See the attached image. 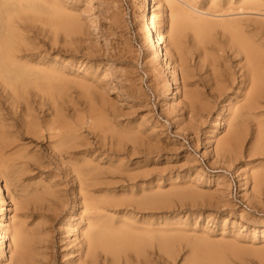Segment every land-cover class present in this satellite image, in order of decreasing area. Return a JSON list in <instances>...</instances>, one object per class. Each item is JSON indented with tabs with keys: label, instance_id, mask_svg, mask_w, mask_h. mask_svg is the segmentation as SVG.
<instances>
[{
	"label": "rangeland",
	"instance_id": "rangeland-1",
	"mask_svg": "<svg viewBox=\"0 0 264 264\" xmlns=\"http://www.w3.org/2000/svg\"><path fill=\"white\" fill-rule=\"evenodd\" d=\"M167 1L170 0H147L149 10L144 13V0H0V41L8 38L7 32L16 31L11 61L6 64L3 71H0V198H3L0 200V236L3 234V237H0V243L2 241L0 264H15L12 261L9 239L15 220L20 222L24 231L26 230L25 236L30 244L31 251H28L24 264H40V261L41 264H76L81 252L79 250L82 242L81 232L89 228L87 225L91 221L97 224L101 215H109V220H107L108 216H105L104 222L113 220L110 223L115 227L117 222L119 227L124 225L126 220H129L130 222L126 223L133 227L135 224L140 225L139 229L136 228L138 232H144L149 227L146 231H151L153 239L148 242L144 241L145 238H139L140 244L136 248L125 244V247L122 244H119L121 245L119 247L116 244L110 253L104 254L99 251L100 256L96 264H157L158 262V264H264V232L262 231L264 229V92H262L264 88L259 93L263 98L257 94L252 101L254 105L251 102L249 106H245L248 107L247 110L245 107L240 108L239 102L244 101L240 99L247 93L248 86L243 84L241 87L240 84L235 83L233 86L221 87L222 83L218 76H220L219 72L226 69L227 64L230 71L237 70L236 67L243 64L242 55L235 56L229 50L218 27L204 31L199 27L196 28L188 20L190 18L194 22L213 23V20L219 17L229 16L230 18L227 19L231 20L239 17L240 20L237 19L239 23L245 22L249 26L246 27L245 23H240L250 36L253 35L254 46L257 45L255 48L262 55L260 59L264 70V48L261 49V45L264 46V20H262L264 0H258L261 9L259 13L244 8L247 4L243 2L247 0H213L214 2L212 0H175L173 5L174 1L171 0V3ZM228 1L231 3L229 4ZM238 2H241V6L244 7L238 9L240 7ZM231 4L234 6H230ZM60 6L64 8H58ZM172 8H175V11L171 10ZM16 15H22L24 20L8 23L9 19H15ZM56 15H62L67 19V30L62 29L64 20ZM175 15H178L179 20L176 24ZM151 16L157 21L155 22L158 23L161 34L165 36H162V47L168 44L167 36L169 32H172L177 48L173 51L169 44L165 46L163 51L164 53L167 51L169 55L165 53L168 59L167 66L162 63L156 64L155 68H151L155 69L151 71L152 74L144 70L149 68L146 62L148 54L145 50L149 37L143 27ZM17 24L23 27L18 28ZM24 27L29 31L22 29ZM212 33L216 34L213 39L215 38L218 44L216 42L214 44L215 39L213 40L212 36L209 37L211 40L208 38V35H213ZM191 37L196 42H193ZM56 41H60L58 45ZM200 44H204L202 45L205 46L204 51ZM25 55L26 58L23 59ZM209 56L212 57L209 58ZM37 59H40V62ZM172 59L175 61L173 62ZM180 61L185 63L182 64ZM187 63L189 66H186ZM229 67L227 66V69ZM85 70L87 75L83 72ZM154 72H158L159 75ZM239 73L236 72L234 76ZM213 75L217 80L213 78ZM94 76L99 79L97 80ZM36 77L40 79L39 85L37 82L35 85L31 80ZM239 79L240 77H237L236 82ZM155 82H157L156 86ZM184 83L186 85H183ZM214 83L215 85L217 83L216 87ZM262 84L264 87V81ZM38 86H42V89L36 88ZM218 86L223 90H220ZM240 90H245L244 94ZM256 99L258 103L254 102ZM62 103L67 106H63ZM231 105H234L232 109ZM74 107L79 108L78 111ZM253 112L258 113L257 117L253 116ZM260 113L261 116H259ZM109 115L112 117L110 118ZM226 117L227 119L224 120ZM32 121L38 126L36 132H33L29 125ZM113 121L115 123H112ZM243 124H245L244 128ZM124 126L130 129L126 130ZM228 136H231L230 139ZM223 142L227 143L223 144ZM92 147H95V151ZM105 175L108 176L105 178ZM91 191L96 192L97 196ZM118 192L121 194L119 195ZM42 212L45 214L43 215ZM99 213L100 218L96 216ZM126 213H129L130 217L127 218ZM88 215H92L90 218L97 217V220L94 218L96 222L94 223V219L91 220ZM37 216H41L42 219ZM136 216L139 217L136 218ZM10 217L13 218L10 219ZM120 219L123 220L120 222ZM146 221L149 223H145ZM101 222H99L101 226L107 224ZM157 223L160 224L157 226ZM73 224L76 227L79 225L78 229ZM5 225L8 227L6 230L3 229ZM160 226L161 230H154ZM80 227L83 229H79ZM64 228L67 229L64 230ZM98 228L95 226L92 231ZM65 234L67 235L64 237ZM159 240H162L164 249L158 250L157 241ZM48 247L52 248L48 249ZM73 248H77L76 251ZM60 250L62 253L67 252L66 255L65 253L61 255ZM44 254L47 255L46 260L42 257ZM49 256H53V263H49ZM153 258H155L154 262Z\"/></svg>",
	"mask_w": 264,
	"mask_h": 264
},
{
	"label": "bare ground",
	"instance_id": "bare-ground-1",
	"mask_svg": "<svg viewBox=\"0 0 264 264\" xmlns=\"http://www.w3.org/2000/svg\"><path fill=\"white\" fill-rule=\"evenodd\" d=\"M145 1V11H144V13L146 12V11H148L149 9L147 8V6L149 5V3L147 2V0H144ZM158 1H161V0H158ZM174 1V3H172V5L173 4H175V0H172V2ZM179 1V0H178ZM178 1H176V3L178 2ZM182 1V0H181ZM209 1H211V0H209ZM213 1V0H212ZM246 1V0H245ZM48 2V1H47ZM54 2H56V1H54ZM54 2H52V3H54ZM57 2H59V1H57ZM61 2V1H60ZM150 2V1H149ZM167 2H170L171 3V0L170 1H167ZM185 2V1H184ZM187 2V1H186ZM185 2V3H186ZM214 2V1H213ZM49 3V2H48ZM159 3V2H158ZM169 3V4H170ZM179 3V2H178ZM227 3V2H226ZM228 3H229V1H228ZM227 3V4H228ZM231 3V2H230ZM229 3V4H230ZM243 3H245V4H247L246 5V7H244L243 5L241 6V2L239 3H237L240 7H238L237 5H235V6H237L238 7V9L239 8H242V7H244V8H247V10H255V12L256 13H259V11H261V9L259 8V6H260V4L258 3V0H247L246 2H243ZM150 4H151V2H150ZM187 4H188V2H187ZM195 3L193 2V5H194ZM210 4V3H209ZM208 4V5H209ZM212 4H214V3H212ZM229 4H228V6H229ZM244 4V5H245ZM61 5V4H60ZM161 5V4H160ZM177 5V4H176ZM190 5V4H189ZM218 5V4H217ZM58 6V5H57ZM162 6H164V4L162 5ZM166 6V5H165ZM175 6V5H174ZM178 6H179V4H178ZM181 6V5H180ZM188 6V5H187ZM192 6V5H191ZM196 6V5H195ZM214 6V5H213ZM216 6V5H215ZM230 6H234L233 4H231ZM262 6H263V4H262ZM261 6V7H262ZM54 7H55V4H54ZM63 6H60V7H58V8H62ZM64 7H66L65 5H64ZM63 7V8H64ZM150 7V6H149ZM217 7V6H216ZM218 7H219V5H218ZM236 7V8H237ZM62 8V9H63ZM67 8V7H66ZM65 8V9H66ZM181 8V7H180ZM184 8H185V6H184ZM197 8V7H196ZM211 8V7H210ZM223 8V7H222ZM230 8V7H229ZM57 9V8H56ZM69 9V8H68ZM183 9V8H182ZM193 9V8H192ZM213 9V8H212ZM216 9V8H215ZM226 9H228V8H226ZM225 9V10H226ZM29 10V9H28ZM158 10H160L159 8H158ZM157 10V11H158ZM171 10H174L175 11V8H172ZM185 11H186V9H184ZM183 10V11H184ZM206 10H207V8H206ZM231 10H232V8H231ZM234 10H237V9H234ZM240 10H243V9H240ZM240 10H238V11H240ZM67 11V10H66ZM156 11V12H157ZM162 11H163V9H162ZM161 11V12H162ZM177 11V10H176ZM189 11V10H188ZM195 11V10H194ZM198 11V10H197ZM223 11V10H222ZM229 11V10H228ZM249 11H247V12H249ZM64 12V11H63ZM155 12V13H156ZM160 12V11H159ZM164 12V11H163ZM162 12V13H163ZM168 12V11H167ZM190 12H191V10H190ZM201 12V11H200ZM220 12H221V9H220ZM224 12V11H223ZM242 12V11H241ZM240 12V13H241ZM147 13V12H146ZM194 13H196V12H194ZM213 13V12H212ZM216 13V12H215ZM229 13H231V12H229ZM235 13V12H234ZM261 13H263V12H261ZM67 14V13H66ZM164 14V13H163ZM209 14H211V13H209ZM226 14V13H225ZM247 14V13H246ZM65 15V14H64ZM76 15V14H75ZM79 15V14H78ZM142 15H144V14H142ZM147 15H149V14H147ZM156 15V14H155ZM206 15V14H205ZM216 15H218V14H216ZM228 15H230V14H228ZM259 15V14H258ZM58 18H60L61 17V19L62 20H64L63 21V25H62V29H64V30H67V19L66 18H64V16H62V15H56ZM80 16V15H79ZM145 16V15H144ZM176 17H175V24L177 23V21L179 22V20H178V15H175ZM185 16V15H184ZM201 16H203V15H201ZM222 16V15H221ZM227 16V15H226ZM233 16V15H232ZM234 16H235V14H234ZM146 17V16H145ZM161 17V16H160ZM206 17V16H205ZM210 17V16H209ZM214 17V16H213ZM216 17V16H215ZM229 16H227V18H228ZM259 17V16H258ZM262 17V16H261ZM26 18V17H25ZM30 18V17H29ZM144 18V17H143ZM142 18V19H143ZM226 17L224 18V17H219V18H217L216 20H213V23H199V22H194V21H192L190 18L188 19V20H190L191 21V24H193V25H195V27L196 28H201L202 30H204V31H210L211 29H213L215 26L216 27H218L219 28V31H220V33H221V35L223 36V38L225 39L224 41H225V43H226V45L229 47V50L230 51H232V53H234L235 54V56L236 55H238V54H240V55H242V57H243V64H241V65H239L240 67H236V65H235V67L236 68H238L237 70L235 69V70H229L230 69V67H229V64H227L226 63V61H225V63L227 64L226 65V69H223V71L222 72H219L220 73V76H218V77H220V80H221V83H222V85H221V87H224L225 85H230V86H233V84H240L241 85V87H242V85L243 84H245V85H243V86H248V88H247V93L246 94H244V91H241V92H243V94H244V96L240 99V100H242L243 101V99H244V101H243V103L242 102H239V104L241 103V105H240V108H243V107H245V106H249L250 105V103L253 101V99H255V97L257 96V94H259V93H261L260 91H261V89L263 90V81H264V70H263V62L261 61V59H260V56H262L260 53H258L257 52V50H256V48L255 47H257V45L256 46H254L255 45V41L253 40V38H252V36H250L244 29H243V25L242 24H244L243 22H241L240 21V23H242V24H240L239 22H238V20H240V19H235V20H231V19H227ZM230 18V17H229ZM236 18V17H235ZM256 18V17H255ZM20 19H23L24 20V17H22V15H20V16H18V15H16V18L15 19H9V22L8 23H11V22H15V20H20ZM147 19V18H146ZM149 19V21L147 22V23H144V25H143V23H142V25H143V27H145V33L147 34V36L149 37L148 38V40H147V42H146V48L147 49H145V50H147V54H148V58L146 59V62H148V67L149 68H147V70H146V68H144V70H145V72H150V74H152L151 73V71L153 72V71H155V69L154 70H152L151 68L152 67H154V66H156V64H159V63H162L164 66H167V63H168V59H167V57H166V55H165V53L167 52H165L164 53V49H165V46H167L168 44L170 45V47H171V49H173V51L174 50H177V48H176V44H175V36H174V34L172 33V32H169V34H168V36H167V38H168V44H164L165 46L164 47H162V45H163V43H162V36H164V35H162L161 34V32H160V28L157 26V24L158 23H156L157 21L154 19V17H149L148 18ZM157 19V18H156ZM158 19H160L161 20V18H158ZM186 19V18H185ZM212 19V18H211ZM32 20V19H31ZM82 20V19H81ZM159 20V21H160ZM205 20V19H204ZM256 21H257V19H255ZM262 20H264V18L262 19ZM40 21V20H39ZM93 21V20H92ZM147 21V20H146ZM156 21V22H155ZM24 22V21H23ZM84 22V21H83ZM263 22V21H262ZM16 23V22H15ZM24 24H26L25 22H24ZM72 24V23H71ZM74 24V23H73ZM79 24V23H78ZM160 24H161V22H160ZM159 24V25H160ZM259 24H260V22H259ZM18 25V24H17ZM28 25H30V24H28ZM21 27H23L22 25H20ZM50 26V25H49ZM60 26V25H59ZM161 26V25H160ZM245 26L247 27L248 25H246V23H245ZM11 27V26H10ZM15 27V26H14ZM21 27H19V25H18V28H21ZM38 27V26H37ZM48 27V26H47ZM245 27V28H246ZM249 27V26H248ZM49 28H51V27H49ZM54 28V27H53ZM73 28V27H72ZM142 28V27H141ZM255 28V27H254ZM256 28H259V27H256ZM12 29V28H11ZM22 29H26V31L28 30L27 28H22ZM31 29V28H30ZM36 29V28H35ZM191 28H189V30H190ZM215 29V28H214ZM21 30V29H20ZM19 30V31H20ZM32 30V29H31ZM39 30V29H38ZM81 33L83 32L82 31V27H81ZM87 30V29H86ZM257 30H259V29H257ZM256 30V31H257ZM25 31V32H26ZM29 31V30H28ZM40 31H41V29H40ZM39 31V32H40ZM46 31H47V29H46ZM214 31V30H213ZM253 30L251 29V32H252ZM255 31V32H256ZM16 32V31H15ZM15 32L14 31H10V32H7L8 33V38L6 39V40H4V41H0V71H3V69H5L6 68V64H8V62L9 61H11L10 60V57H11V54H12V52H13V50H14V48H15V37H16V35H15ZM18 32V31H17ZM54 32V31H53ZM163 32V31H162ZM192 32V31H191ZM200 32H202V31H200ZM258 32V31H257ZM166 33V32H165ZM198 33V32H197ZM196 33V34H197ZM217 33V32H216ZM62 34V33H61ZM64 34V33H63ZM213 34V33H212ZM218 34V33H217ZM257 34H259V33H257ZM75 35V34H74ZM82 35V34H81ZM80 35V36H81ZM199 35H200V33H199ZM202 35V34H201ZM214 35V34H213ZM213 35H208V38L209 37H211L212 36V39H213V37H215V35L213 36ZM25 36V35H24ZM29 36V35H28ZM27 36V37H28ZM52 36V35H51ZM64 36V35H63ZM76 36V35H75ZM204 36V35H203ZM263 36V35H262ZM30 37V36H29ZM35 37V36H34ZM37 37V36H36ZM165 37V36H164ZM196 37V36H195ZM24 38H26V37H24ZM54 38V37H53ZM64 38H65V36H64ZM70 38V37H69ZM82 38V37H81ZM146 39H147V37H145ZM192 38V37H191ZM31 39V38H30ZM83 39V38H82ZM206 39V38H205ZM210 39V38H209ZM215 39V38H214ZM213 39V40H214ZM255 39V38H254ZM257 39V38H256ZM17 40V39H16ZM24 40V39H23ZM22 40V41H23ZM62 40V39H61ZM81 40V39H80ZM167 40V39H166ZM179 40V39H178ZM211 40V39H210ZM209 40V41H210ZM259 40V39H258ZM258 40H257V42H258ZM29 41V40H28ZM31 41V40H30ZM68 41V40H67ZM73 41V40H72ZM78 41V40H77ZM164 41V40H163ZM192 41H193V38H192ZM195 42H196V40H194ZM193 41V42H194ZM27 42V41H26ZM57 42V41H56ZM60 41H58L57 42V45H58V43H59ZM198 42V41H197ZM211 42V41H210ZM215 42H216V39L214 40V44H215ZM27 43H29V42H27ZM50 43V42H49ZM78 43V42H77ZM77 43H76V45H77ZM79 43H81V42H79ZM78 43V44H79ZM161 43H162V45H161ZM166 43H167V41H166ZM179 43V42H178ZM177 43V44H178ZM181 43V42H180ZM200 43H202L201 41H200ZM217 43V42H216ZM261 43V42H260ZM30 44V43H29ZM47 44H48V41H47ZM51 44V43H50ZM69 44V43H68ZM70 44H72V43H70ZM69 44V45H70ZM196 44V43H195ZM218 44V43H217ZM257 44V43H256ZM259 44V43H258ZM56 45V46H57ZM84 45V44H83ZM201 46L202 45H204V44H200ZM220 45V47L222 46L221 44H219ZM260 45V44H259ZM61 46H63V45H61ZM72 46V45H71ZM80 46V45H79ZM223 46H225V45H223ZM262 46V47H261ZM261 46H259V47H261V49L262 48H264V46L263 45H261ZM47 47H49V45L47 46ZM54 47V46H53ZM60 47V46H59ZM86 47V46H85ZM217 48H218V46H216ZM215 47V48H216ZM57 48H58V46H57ZM62 48V47H61ZM60 48V49H61ZM63 48H64V46H63ZM63 48L61 49V50H63ZM67 48H68V46H67ZM66 48V49H67ZM74 49H75V47H73ZM78 48V47H77ZM202 48V50H203V48H205V46L203 47H201ZM222 48V47H221ZM90 49V48H89ZM209 49V48H208ZM218 49H220V48H218ZM223 49V48H222ZM260 49V48H259ZM60 50V51H61ZM68 50V49H67ZM164 50V51H163ZM206 50H207V47H206ZM221 50V49H220ZM220 50H219V52H220ZM225 50H226V48H225ZM224 50V51H225ZM229 50H227V51H229ZM52 51V50H51ZM54 51V50H53ZM66 51V50H65ZM90 51V50H89ZM89 51H88V53H89ZM172 51V52H173ZM204 51V50H203ZM202 51V52H203ZM210 51H211V49H210ZM215 51V50H214ZM226 51V52H227ZM263 51V50H262ZM262 51H261V53H262ZM63 52H64V50H63ZM63 52H61V53H63ZM82 52V51H81ZM84 52V51H83ZM95 52V51H94ZM187 52V51H186ZM34 53H36V52H34ZM41 53V52H40ZM58 53V52H57ZM213 52H211V54H212ZM232 53H229V54H231L232 55ZM25 54V53H24ZM32 54V53H31ZM85 54V53H84ZM167 54V53H166ZM196 54V53H195ZM210 54V53H209ZM210 54V55H211ZM213 54H216L217 55V53H213ZM28 55V54H27ZM30 55V54H29ZM36 55H37V53H36ZM45 55V54H44ZM56 55V54H55ZM86 55V54H85ZM92 55V54H91ZM95 55V54H94ZM146 55V54H145ZM168 55V54H167ZM174 55V54H173ZM177 55V54H176ZM184 57H185V55H184V53L182 54ZM200 54H198V56H199ZM202 55H203V53H202ZM206 55V54H205ZM215 55V56H216ZM264 55V54H263ZM21 56V55H20ZM33 56V55H32ZM39 56V55H38ZM38 56H36V57H38ZM60 56V55H59ZM107 56V55H106ZM114 56V55H113ZM169 56V55H168ZM201 56V55H200ZM212 56H214V55H212ZM211 56V57H212ZM219 56H220V54H219ZM218 56V58H220ZM17 57H19V56H17ZM34 57V56H33ZM40 57V56H39ZM42 57H44V56H42ZM56 57H58V56H56ZM102 57V56H101ZM178 57H179V55H178ZM208 57V56H207ZM210 56H209V58H211ZM19 58H22V57H19ZM26 58V55H25V57L23 58V59H25ZM27 58H28V56H27ZM50 58H51V56H50ZM54 58V57H53ZM93 58V57H92ZM172 58V57H171ZM222 58V57H221ZM263 58H264V56H263ZM263 58H262V60H263ZM28 59H30V58H28ZM41 59V58H40ZM39 59V60H40ZM44 59H46V58H44ZM56 59V58H55ZM58 59V58H57ZM62 59V58H61ZM60 59V60H61ZM115 59V58H114ZM175 59V58H174ZM200 59V58H199ZM207 59V58H206ZM31 60V59H30ZM38 60V59H37ZM38 60V61H39ZM42 60H43V58H42ZM106 60V59H105ZM173 60V59H172ZM172 60H170V61H172ZM176 60V59H175ZM175 60H173V62L175 61ZM185 60V59H184ZM186 60H188L187 59V56H186ZM208 60V59H207ZM207 60H206V62H207ZM241 60V59H240ZM29 61V60H28ZM37 61V62H38ZM51 61H53V60H51ZM59 61V60H58ZM211 61H213V60H211ZM29 62H31V61H29ZM33 62V61H32ZM40 62V61H39ZM38 62V63H39ZM48 62V61H47ZM47 62L45 63L46 64V66H47ZM172 62V63H173ZM180 62H182V61H180ZM188 62V61H187ZM201 62H202V60H201ZM216 62V61H215ZM221 62V61H220ZM238 64H239V62L238 61H236ZM34 63H35V58H34ZM44 63V62H43ZM48 63H50V62H48ZM52 63H56V62H52ZM51 63V64H52ZM101 63V62H100ZM171 63V62H170ZM184 63H185V61H184ZM183 62H182V64H184ZM203 63H204V61H203ZM212 63V62H211ZM37 64V63H36ZM62 64L64 65V63L62 62ZM73 63H71V65H72ZM180 64V63H179ZM178 64V65H179ZM210 64V63H209ZM216 64V63H215ZM222 64H224V63H222ZM59 65V64H58ZM58 65H56V66H58ZM69 65V64H68ZM67 65V66H68ZM71 65L69 66L70 68H71ZM160 65V64H159ZM201 65H203L202 63H201ZM207 65H208V62H207ZM206 65V66H207ZM36 66V65H35ZM38 66V65H37ZM48 66H50V65H48ZM54 66V65H53ZM168 66H170V65H168ZM185 66V65H184ZM186 66H189L188 65V63L186 64ZM210 66V65H209ZM209 66H208V68H209ZM216 66H217V64H216ZM215 66V67H216ZM227 66L229 67L228 69H227ZM231 66V65H230ZM105 67V66H104ZM145 67H146V65H145ZM160 67V66H159ZM177 67H179L180 68V66H177ZM212 67V66H211ZM218 67H219V64H218ZM224 67V66H223ZM233 67V66H232ZM52 68V67H51ZM58 68H59V66H58ZM97 68V67H96ZM155 68V67H154ZM168 68V67H167ZM181 68H184V67H181ZM48 69V68H47ZM64 68L62 67V70H63ZM69 69V68H68ZM165 69V68H164ZM163 69V70H164ZM187 68H185V70H186ZM62 70H61V72H62ZM66 70V69H65ZM79 70V69H78ZM88 70V69H87ZM174 68H173V72H174ZM219 70V69H218ZM64 71V70H63ZM89 71H91V70H89ZM94 71V70H93ZM104 71V70H103ZM109 71V70H108ZM171 71V70H170ZM66 72V71H65ZM83 72H86V70L85 71H83ZM101 72V71H100ZM105 72H107V71H105ZM159 72V71H158ZM158 72H154V73H157L158 74ZM172 72V74H174ZM183 72V71H182ZM236 72H240L239 73V75H236V76H234V74L236 73ZM92 73H94V72H92ZM102 73H104V72H102ZM112 73V72H111ZM168 73V72H167ZM170 73V72H169ZM216 73V72H215ZM214 73V74H215ZM43 74V73H42ZM67 74V73H66ZM71 74V73H70ZM70 74H67V75H70ZM73 74V73H72ZM71 74V75H72ZM89 74V73H88ZM95 74H96V72H95ZM99 74V73H98ZM156 74V75H157ZM185 74H187V73H185ZM212 74V73H211ZM217 74V73H216ZM1 75V74H0ZM44 75V74H43ZM80 75V74H79ZM78 75V77H82V75L81 76H79ZM86 75H87V72H86ZM101 75V74H100ZM105 75V74H104ZM108 75V74H107ZM146 75H148L149 76V74H146ZM154 75V74H153ZM159 75V74H158ZM176 75V74H175ZM190 74H188V76H189ZM76 76V75H75ZM84 76H85V73H84ZM96 76V75H95ZM94 76V77H95ZM99 75H97V77H98ZM155 76V75H154ZM48 77V76H47ZM86 77V76H85ZM105 77V76H104ZM190 77H191V75H190ZM215 76L213 75V78H214ZM237 77H240V79H239V81H237L236 82V79H237ZM45 78H46V75H45ZM75 78V77H74ZM88 78V77H87ZM90 78V77H89ZM96 78V77H95ZM150 78V77H149ZM156 78V77H155ZM209 78H211V76H209ZM44 78H42V80H43ZM58 79V78H57ZM82 79V78H81ZM91 79V78H90ZM97 79V78H96ZM99 79V78H98ZM97 79V80H98ZM151 79H153V78H151ZM150 79V80H151ZM160 79V78H159ZM173 79H174V75H173ZM172 79V80H173ZM215 79H216V77H215ZM9 80V79H8ZM32 81H33V83L35 84L36 82H37V84L39 85V78L38 77H36V78H33V79H31ZM45 80V79H44ZM65 80V79H64ZM82 80H84V78L82 79ZM85 80H86V78H85ZM107 80V79H106ZM156 80V79H155ZM217 80V79H216ZM219 80V79H218ZM35 81V82H34ZM46 81V80H45ZM68 81V80H67ZM71 81H72V79H71ZM89 81V80H88ZM92 81V80H91ZM211 81V80H210ZM62 82H64L63 80H62ZM93 82H95V81H93ZM92 82V83H93ZM175 82V81H174ZM212 82V81H211ZM210 82V83H211ZM41 83H42V81H41ZM75 83H76V81H75ZM97 83V82H96ZM150 83H151V81H150ZM183 83V82H182ZM185 83H186V81H185ZM183 84V85H186V84ZM218 83V82H217ZM217 83H216V85H217ZM44 84V83H43ZM51 84H53V83H51ZM84 84V83H83ZM89 84V83H88ZM154 84V83H153ZM194 84V83H193ZM213 84V83H212ZM17 85V84H16ZM36 85V84H35ZM71 85V84H70ZM155 86L157 85V82H155V84H154ZM211 85V84H210ZM216 85H215V83H214V86L216 87ZM220 85V84H219ZM240 85H239V87H240ZM43 86V85H42ZM42 86H38V87H36V88H40V90L42 89L41 87ZM100 86V85H99ZM102 86V85H101ZM212 86V85H211ZM43 87H45V86H43ZM116 87V86H115ZM114 87V88H115ZM169 87H170V85H169ZM228 87V86H227ZM236 87V86H235ZM22 88V87H21ZM34 88V87H33ZM96 88H97V84H96ZM99 88V87H98ZM102 87H100V89H101ZM156 88V87H155ZM157 88H158V86H157ZM209 88V87H208ZM212 88V87H211ZM210 88V89H211ZM218 88L220 89V86H218ZM218 88L216 89V90H218ZM226 88V87H225ZM224 88V90H226ZM244 88V87H243ZM69 89H71V88H69ZM102 89H104V88H102ZM228 89H230V88H228ZM236 90L238 89L237 87L235 88ZM244 89H246V88H244ZM38 90V89H37ZM53 90V89H52ZM60 90V89H59ZM112 90H115V89H112ZM214 90V89H213ZM220 90H223L222 88L220 89ZM231 90V89H230ZM39 91V90H38ZM37 91V92H38ZM61 91V90H60ZM19 91H17V93H18ZM58 92V91H57ZM185 92V91H184ZM194 92V91H193ZM214 92V91H213ZM218 92V91H217ZM217 92H215V93H217ZM220 92V91H219ZM222 92H224V91H222ZM262 92H264V90L262 91ZM28 93V92H27ZM61 93V92H60ZM71 93V92H70ZM186 93V92H185ZM198 93V92H197ZM229 93V92H228ZM231 93V92H230ZM54 94V93H53ZM91 94V93H90ZM90 94H88V95H90ZM194 94V93H193ZM218 94H220V93H218ZM223 94V93H222ZM221 94V95H222ZM237 94V93H236ZM240 94V93H239ZM242 94V93H241ZM242 94V95H243ZM51 95V94H50ZM56 95H57V93H56ZM55 95V96H56ZM241 95V96H242ZM260 95V94H259ZM258 95V96H259ZM72 96V95H71ZM93 96V95H92ZM91 96V97H92ZM183 96V95H182ZM195 96V95H194ZM225 96V95H224ZM223 96V97H224ZM240 96V97H241ZM261 96V95H260ZM30 97V96H29ZM34 97V96H33ZM45 97V96H44ZM57 97V96H56ZM70 97V96H69ZM220 97V96H219ZM227 97V96H226ZM262 98H263V96H261ZM15 98H17L16 96H15ZM22 98V97H21ZM26 98V97H25ZM35 98V97H34ZM71 98V97H70ZM197 98H199V97H197ZM260 98V97H259ZM44 99V98H43ZM88 99V98H87ZM91 99V98H90ZM89 99V100H90ZM93 99V98H92ZM91 99V100H92ZM200 99V98H199ZM258 99V98H257ZM257 99L254 101V102H257ZM18 100V99H17ZM24 100H26V99H24ZM45 100H46V98H45ZM63 100V99H62ZM94 100V99H93ZM237 100V99H236ZM235 100V101H236ZM239 100V99H238ZM237 100V101H238ZM27 101V100H26ZM43 101V100H42ZM71 101H73L72 99H71ZM105 101V100H104ZM107 102H108V100H106ZM227 101H228V99H227ZM264 101V100H263ZM69 102V101H68ZM83 102V101H82ZM94 102V101H93ZM259 102V101H258ZM257 102V103H258ZM99 103V102H98ZM32 104H34V103H32ZM56 104V106H57V103H55ZM54 104V105H55ZM63 104V103H62ZM95 104V103H94ZM109 104H110V102H109ZM234 104H235V102H234ZM239 104H238V109H239ZM252 104H253V102H252ZM261 104V103H260ZM35 105H37V104H35ZM53 105V106H54ZM73 105V104H72ZM98 105V104H97ZM166 105V104H165ZM229 106H230V104H228ZM254 105V104H253ZM262 105V104H261ZM264 105V104H263ZM23 106V105H22ZM63 106H65V104H63ZM67 106V105H66ZM65 106V107H66ZM193 106V105H192ZM191 106V107H192ZM232 106H234V105H231V109H232ZM256 106H257V104H256ZM32 107H33V105H32ZM43 107V106H42ZM61 107V106H60ZM94 107V106H93ZM108 107V106H107ZM173 107V106H172ZM252 108H254L253 106H251ZM251 107H249V108H251ZM263 107V106H262ZM261 107V108H262ZM34 108V107H33ZM44 108V107H43ZM186 108V107H185ZM235 108V107H234ZM246 108V107H245ZM248 108V107H247ZM247 108L245 109V110H247ZM256 108H258V107H255V109ZM264 108V107H263ZM29 109H32V108H29ZM54 109H55V106H54ZM61 109V108H60ZM62 109H64V107L62 108ZM74 109H77L76 107H74ZM79 109V108H78ZM78 109H77V111H78ZM98 109V108H97ZM190 109H192V108H190ZM227 109V108H226ZM228 109H229V107H228ZM227 109V110H228ZM238 109H236V110H238ZM259 109V108H258ZM41 110H42V108H41ZM44 110V109H43ZM68 110V109H67ZM70 110V109H69ZM102 110H104V109H102ZM106 110V109H105ZM104 110V111H105ZM233 110H235V109H233ZM244 110V111H245ZM21 111V110H20ZM36 111V110H35ZM39 111V110H38ZM60 111V110H59ZM65 111V110H64ZM71 111V110H70ZM195 111V110H194ZM261 111H262V109H261ZM264 111V110H263ZM32 112H34V110L32 111ZM67 112V111H66ZM82 112V111H81ZM246 112V111H245ZM260 112V111H259ZM26 113V112H25ZM49 113V112H48ZM233 113V112H232ZM231 113V114H232ZM239 113V112H238ZM263 113V112H262ZM22 114V113H21ZM27 114V113H26ZM25 114V115H26ZM30 114V113H29ZM34 114V113H33ZM50 114V113H49ZM77 114H79V113H77ZM83 114H85L84 112H83ZM228 114V113H227ZM226 114V115H227ZM249 114H250V112H249ZM257 115H258V113H256ZM256 114H255V112H253V116H256ZM63 116H64V114H62ZM66 115V114H65ZM94 115V113L92 114V116ZM229 115H230V113H229ZM229 115H227V116H229ZM245 116L246 115H248V114H244ZM262 114L260 113L259 114V116H261ZM30 116V115H29ZM28 116V117H29ZM33 116V115H32ZM45 116V115H44ZM47 116V115H46ZM74 116V115H73ZM110 116V118L112 117V115H109ZM232 116L234 117V115L232 114ZM21 117V116H20ZM19 117V118H20ZM24 117V116H23ZM34 117H35V115H34ZM67 117V116H66ZM238 117V116H237ZM257 117V116H256ZM64 118V117H63ZM62 118V119H63ZM68 118H70V117H68ZM229 118V117H228ZM231 118V117H230ZM253 118V117H252ZM251 118V119H252ZM21 119H23V118H21ZM52 119V118H51ZM61 119V120H62ZM225 119H227V117L226 118H224V120ZM235 119V118H234ZM239 119V118H238ZM242 119H243V117H242ZM246 119V118H245ZM254 119H256L255 117H254ZM65 120H66V118H65ZM93 120H95V119H93ZM108 120H109V118H108ZM240 120H241V116H240ZM244 120V119H243ZM248 120H249V118H248ZM262 120H263V118H262ZM31 121V120H30ZM35 121V120H34ZM60 121V120H59ZM112 121V120H111ZM235 121V120H234ZM251 121V120H250ZM259 121H260V119H259ZM51 122V121H50ZM96 122V121H95ZM94 122V123H95ZM240 123H241V121H239ZM244 122H245V120H244ZM105 123V122H104ZM108 123V122H107ZM112 123H115L114 121L112 122ZM176 123V122H175ZM231 123H233V122H231ZM97 124H99V123H97ZM238 124V123H237ZM257 124H258V122H257ZM29 125H30V127H31V129H32V131L33 132H36V131H38V129H37V125H36V123L35 122H30L29 123ZM41 124H40V122H39V126H40ZM77 125V124H76ZM79 125V124H78ZM81 126H82V124H80ZM106 125V124H105ZM115 125V124H114ZM226 125H227V123H226ZM241 125V124H240ZM244 125L245 124H243V128H244ZM21 126V125H20ZM42 127V126H41ZM88 127V126H87ZM102 127V126H101ZM100 127V128H101ZM111 127V126H110ZM122 127V126H121ZM125 127V126H124ZM235 127V126H234ZM247 126H245V128H246ZM22 128V127H21ZM82 128V127H81ZM103 128V127H102ZM112 128V127H111ZM115 129V128H114ZM121 128H119V130H120ZM122 129H123V127H122ZM122 129L120 130V131H122ZM125 129L127 130H129L130 128H126L125 127ZM65 130V129H64ZM100 130V129H99ZM103 130V129H102ZM105 130V129H104ZM108 130V129H107ZM40 131V130H39ZM45 131V130H44ZM43 131V132H44ZM59 131H61V130H59ZM72 131V130H71ZM70 131V132H71ZM131 131H133V129L131 130ZM131 131H129V132H131ZM3 132V131H2ZM126 133V132H125ZM65 134V133H64ZM78 134V133H77ZM230 135V134H229ZM63 136V135H62ZM132 136V135H131ZM12 137V136H11ZM38 137V136H37ZM44 137V136H43ZM229 137V136H228ZM231 137V136H230ZM230 137H229V139H230ZM1 138V137H0ZM32 138V137H31ZM82 138V137H81ZM75 139V138H74ZM84 139V138H83ZM108 139V138H107ZM124 139V138H123ZM126 140V139H125ZM242 140V139H241ZM229 141V140H228ZM239 141H240V139H239ZM48 144L50 143V141H46ZM52 142V141H51ZM54 142V141H53ZM55 142H57V141H55ZM233 142H235V141H233ZM232 142V143H233ZM241 142V141H240ZM58 143V142H57ZM125 143V142H124ZM224 143H227V142H223V144ZM229 143H230V141H229ZM80 144V143H79ZM88 144V143H87ZM83 145V144H82ZM12 146H13V144H12ZM15 147L17 146V144L16 145H14ZM80 146H81V144H80ZM133 146V145H132ZM231 147H232V144L230 145ZM233 146H234V144H233ZM11 147V146H10ZM103 147V146H102ZM82 148V147H81ZM95 148V147H94ZM94 148L92 147V149L94 150ZM110 148H112V147H110ZM109 148V149H110ZM129 148V147H128ZM221 148H223V147H221ZM76 149H78V148H76ZM83 149V148H82ZM220 149V148H219ZM8 150H10V149H8ZM16 150V149H15ZM27 150V149H26ZM50 150V149H49ZM55 150H56V148H55ZM84 150H86V149H84ZM226 150V149H225ZM230 150H232V148L230 149ZM28 151V150H27ZM78 151V150H77ZM81 151H83V150H81ZM95 151V150H94ZM5 152V151H4ZM68 152V151H67ZM76 152V151H75ZM80 152V151H79ZM85 152V151H84ZM88 152V151H87ZM90 152H92V151H90ZM100 152V151H99ZM102 152V151H101ZM103 152H104V150H103ZM102 152V153H103ZM227 152V151H226ZM19 153V152H18ZM29 153V152H28ZM70 153V152H69ZM72 153V152H71ZM80 153H82V152H80ZM94 153V152H93ZM113 153V152H112ZM111 152H110V154H112ZM3 154V153H2ZM34 154V153H33ZM55 154V153H54ZM66 154V153H65ZM73 154V153H72ZM101 154V153H100ZM114 154V153H113ZM119 154V153H118ZM117 154V155H118ZM122 154V153H121ZM121 154H119V155H121ZM125 154V153H124ZM83 155H84V153H83ZM94 155V154H93ZM98 155V154H97ZM96 155V156H97ZM118 155V156H119ZM66 156V155H65ZM87 156V155H86ZM55 157V156H54ZM88 157V156H87ZM95 157V156H94ZM121 157V156H120ZM123 157V156H122ZM63 158V157H62ZM90 158V157H89ZM92 158V157H91ZM96 158H98V157H96ZM3 159V158H2ZM8 159V158H7ZM100 160H101V157L99 158ZM12 160V159H11ZM85 160V159H84ZM89 160V159H88ZM91 160V159H90ZM94 160H95V158H94ZM27 161H29V160H27ZM93 161V160H92ZM82 162V161H81ZM18 163V162H17ZM102 163V162H101ZM100 164V163H99ZM65 165V164H64ZM77 166V165H76ZM76 166L74 167V168H76ZM27 167H28V164H27ZM63 167V166H62ZM83 167H85V166H83ZM29 169V168H28ZM100 170V169H99ZM69 171V170H68ZM2 173V172H1ZM26 173V172H25ZM68 173H70V171L68 172ZM77 173V172H76ZM102 173V172H101ZM111 173V172H110ZM73 174V173H72ZM263 174V173H262ZM56 175V174H55ZM91 175H92V173H91ZM90 176V175H89ZM93 176H94V174H93ZM92 176V178H94ZM102 176V175H101ZM108 176V175H107ZM106 175H105V178L107 177ZM111 177V176H110ZM263 177V176H262ZM90 178V177H89ZM100 178V177H99ZM102 178V177H101ZM261 178V177H260ZM262 180V179H261ZM11 182V181H10ZM65 182H66V180H65ZM105 182V181H104ZM108 182V181H107ZM107 182H105V183H107ZM12 183V182H11ZM46 183H48V182H46ZM113 183V182H112ZM75 184V183H74ZM10 185V184H9ZM48 185V184H47ZM55 185V184H54ZM107 185V184H106ZM49 186V185H48ZM51 186V185H50ZM80 186V185H79ZM28 187V186H27ZM108 187V186H107ZM111 187V186H110ZM20 188V187H19ZM97 188H99V187H97ZM17 189V188H16ZM54 189V188H53ZM90 189V188H89ZM95 189V188H94ZM93 190V189H92ZM104 190V189H103ZM109 190H111V189H109ZM38 191V190H37ZM73 191V190H72ZM76 190H74V192H75ZM98 191H99V189H98ZM97 191V193H98V195L100 194L99 192ZM101 191V190H100ZM106 191V190H105ZM54 192V191H53ZM92 192V191H91ZM95 192V191H94ZM102 192V191H101ZM104 192V191H103ZM128 192H129V190H128ZM128 192H127V194H128ZM131 192V191H130ZM1 193V192H0ZM49 193H50V191H49ZM56 193H58L57 191H56ZM93 193V192H92ZM119 193V192H118ZM37 194V193H36ZM77 194V193H76ZM89 194V193H88ZM91 194V193H90ZM93 194H96V192L95 193H93ZM121 193H119V195H120ZM46 195V194H45ZM48 195V194H47ZM59 195V194H58ZM64 195H66V194H64ZM75 195V194H74ZM102 195V194H101ZM111 195H113V194H111ZM129 195H131V194H129ZM55 196V195H54ZM59 196H61L62 197V195H59ZM94 196V195H93ZM96 196H97V194H96ZM114 196V195H113ZM112 196V197H113ZM117 196V195H116ZM122 196V195H121ZM17 197V196H16ZM22 197V196H21ZM20 197V198H21ZM85 197V196H84ZM105 197H106V195H105ZM110 197V196H109ZM118 197H120V196H118ZM2 198V197H1ZM1 198H0V200H1ZM30 198V197H29ZM62 198H64V196L62 197ZM76 198H77V196H76ZM102 198H103V196H102ZM114 198H115V196H114ZM3 199V198H2ZM67 199V198H66ZM66 199H64V200H66ZM85 199V198H84ZM88 199V198H87ZM94 199H96V197H94ZM107 199V198H106ZM52 200V199H51ZM59 200H61V199H59ZM80 200V199H79ZM86 200V199H85ZM101 200V199H100ZM112 200V199H111ZM62 201V200H61ZM78 201V200H77ZM91 201V200H90ZM103 201V200H102ZM56 202V201H55ZM79 202V201H78ZM62 203V202H61ZM74 203V202H73ZM16 205H18V203H15ZM106 205H107V203H105ZM13 205V204H12ZM21 205V204H20ZM75 205H76V203H75ZM104 205V204H103ZM51 206V205H50ZM78 207H79V205H78ZM82 207V206H81ZM87 207V206H86ZM85 207V208H86ZM123 207V206H122ZM9 208V207H8ZM106 208V207H105ZM11 209V208H10ZM17 209V208H16ZM24 209H26V208H24ZM81 209V208H80ZM117 209V208H116ZM125 209H126V207H125ZM124 209V210H125ZM9 210V209H8ZM112 210V209H111ZM105 211H107V209H105ZM116 211V210H115ZM118 211H120V210H118ZM129 211V210H128ZM25 212V211H24ZM110 212V211H109ZM112 212V211H111ZM121 212V211H120ZM144 212V211H143ZM12 213V212H11ZM10 213V214H11ZM28 213H31V212H28ZM43 213V212H42ZM80 213H81V211H80ZM113 213V212H112ZM117 213V212H116ZM119 213V212H118ZM134 213V211L132 212V214ZM141 213V212H140ZM145 213V212H144ZM14 214H16V213H14ZM18 214V216H20L19 215V213H17ZM23 214V213H22ZM32 214H34V213H32ZM36 214V213H35ZM45 213H43V215H44ZM103 214V213H102ZM122 214V213H121ZM127 215V218L128 217H130V215L128 216V214L129 213H126ZM131 214V215H132ZM136 214V213H135ZM143 214V213H142ZM142 214H141V216H142ZM26 215H28V214H26ZM25 215V216H26ZM40 215V214H39ZM42 215V214H41ZM42 215V216H43ZM85 215V214H84ZM83 215V216H84ZM100 213L99 214H97L96 216L98 217V218H102L103 220H101V218L99 219V220H97L96 218H95V216H94V218L97 220V224L95 223L96 221H95V219L94 218H90V216H92V215H88L89 216V218L92 220V219H94V223L95 224H93V222H92V224H91V222L87 225V230L86 231H83V232H81V235L80 236H82V237H80V238H82V242H81V246L79 247V250H81V252H80V255H79V257H78V259H77V262H76V264H96V262H97V258L100 256V252L102 251L104 254H106V253H110V252H112V250L114 249V245H119V244H122V246H124L125 247V245H131L132 247H134V248H136V246H138L139 244H140V242H138V240H139V238H145L144 239V241L146 240V241H148V242H150V240H152L153 239V237H152V234H151V231H146V230H148V226L145 224V223H149V222H145L144 224L146 225V227H148V228H146L145 229V231L144 232H138V229H139V227L138 226H140V225H136L135 224V226H137V227H133L132 225H129L128 223H126V222H130L129 220L127 221L126 220V222L124 223V225H119V227H117L118 226V223L119 222H117V225H116V227H115V225L114 226H112V224L110 223V222H112V221H108V222H104V219L108 216V218H107V220H109V215H101L100 217ZM145 215V214H144ZM25 216H24V218H25ZM80 216V215H79ZM87 216V215H86ZM85 216V217H86ZM103 216V217H102ZM106 216V217H105ZM122 216V215H121ZM21 217V216H20ZM37 217H41V216H37ZM115 217H117V216H115ZM120 217V216H119ZM123 217H124V214H123ZM122 217V218H123ZM137 217H139V216H136V218ZM11 218H13V217H10V219ZM28 218H29V216H28ZM36 218V217H35ZM35 218H33V220L35 219ZM44 218V217H43ZM46 219L48 218V216L46 215V217H45ZM84 218V217H83ZM88 218V219H89ZM118 218V217H117ZM133 218V217H132ZM145 218V217H144ZM2 219V218H1ZM37 219V218H36ZM41 219H42V217H41ZM87 219V218H86ZM119 219V218H118ZM135 219V218H134ZM142 219V218H141ZM148 220H149V218H147ZM147 219H145V220H147ZM8 220H9V218H8ZM14 220V219H13ZM44 220V219H43ZM43 220H41V221H43ZM106 220V219H105ZM114 220H115V218H114ZM121 220H123V219H120V222H121ZM144 220V221H145ZM157 220H158V218H157ZM7 221V220H6ZM35 221V220H34ZM47 221V220H46ZM70 221V220H69ZM87 221V220H86ZM104 222V223H107V224H103L102 226H101V224L99 223V222ZM134 221V220H133ZM144 221H142V222H144ZM150 221V220H149ZM1 222V221H0ZM9 222V221H8ZM23 222V221H22ZM26 222H27V220H26ZM31 222H32V220H31ZM37 222V221H36ZM68 222V221H67ZM71 222V221H70ZM78 222V221H77ZM85 222V221H84ZM88 222V221H87ZM101 222V223H102ZM138 222H139V220H138ZM155 222V221H154ZM14 223V222H13ZM28 223H29V221H28ZM33 223V222H32ZM43 223V222H42ZM75 223V222H74ZM82 223V222H81ZM132 223V222H131ZM136 223V222H135ZM150 223H152V222H150ZM70 224V223H69ZM78 224V223H77ZM86 224V223H85ZM84 224V225H85ZM98 224H100V225H98ZM115 224H116V222H115ZM121 224V223H120ZM142 224V223H141ZM158 224H160V223H157V226H158ZM3 225H4V222H3ZM10 225H11V222H10ZM29 225V224H28ZM30 225H31V223H30ZM40 225V224H39ZM66 225V224H65ZM72 225V224H71ZM79 225H80V223H79ZM78 225V226H79ZM151 225H153V224H151ZM24 226V225H23ZM37 226H38V224H37ZM73 226H74V224H73ZM77 226V227H78ZM95 226H97V227H99L96 231H92V228H94ZM144 226V225H143ZM143 226H141L142 228L141 229H143ZM6 225L4 226V230H6ZM26 227H28V226H26ZM47 227V226H46ZM74 227H76V226H74ZM76 227V228H77ZM113 227H115V228H113ZM154 227V226H153ZM8 228V227H7ZM25 228V227H24ZM31 228V227H30ZM40 228V227H39ZM42 228V227H41ZM43 228H44V225H43ZM136 228H138V229H136ZM145 228V227H144ZM2 229V228H1ZM33 229V228H32ZM65 229H67V228H64V230ZM70 229V228H69ZM78 229V228H77ZM79 229H83V228H79ZM156 229H159V230H161V226H160V228H154V230H156ZM177 229V228H176ZM29 230H31V229H29ZM45 230V229H44ZM52 230V229H51ZM72 230V229H71ZM150 230H152V228L150 229ZM178 230V229H177ZM2 231V230H1ZM26 231V230H25ZM25 231H24V229L22 228V226H21V224H20V222H16V220H15V223H14V225L12 226V228H11V233H10V237H9V239H10V244H11V255H12V261L13 262H15V264H24V262H25V259H26V255L28 254V251L30 250L29 249V241H28V239H27V237L25 236L26 235V233H25ZM33 231V230H32ZM32 231H30V232H32ZM35 231V230H34ZM38 231H40V230H38ZM42 231V230H41ZM46 232H47V230H45ZM50 231V230H49ZM48 231V232H49ZM73 232H74V230H72ZM79 231V230H78ZM140 231V230H139ZM158 231V230H157ZM180 231V230H179ZM263 232H264V229L262 230ZM27 232H28V230H27ZM44 232V231H43ZM63 232H66V231H63ZM67 232H69L68 230H67ZM66 232V233H67ZM113 232L115 233V234H113ZM153 232V231H152ZM8 233V232H7ZM36 233V232H35ZM168 233V232H167ZM32 234V233H31ZM40 234V233H39ZM44 234H46V233H44ZM67 234H65L64 235V237L66 236ZM2 237H3V234L1 235ZM0 236V237H1ZM6 236V235H5ZM42 236H44V235H42ZM73 236V235H72ZM78 236H79V234H78ZM160 236V235H159ZM172 237V236H171ZM32 238V237H31ZM30 238V239H31ZM62 238V237H61ZM60 238V239H61ZM79 238V239H80ZM173 238V237H172ZM2 239V238H1ZM32 239H36L35 237L34 238H32ZM38 239V238H37ZM41 239V238H40ZM66 239V238H65ZM68 239V238H67ZM195 239V238H194ZM8 240V239H7ZM42 240H44V239H42ZM196 240V239H195ZM35 241V240H34ZM38 242L37 243H39V240H37ZM45 241H46V239H45ZM45 241H44V247H45ZM48 241V240H47ZM52 241V240H51ZM50 241V242H51ZM60 241V240H59ZM62 241V240H61ZM69 241V240H68ZM73 240H71V243H73L72 242ZM31 242V241H30ZM32 242H33V240H32ZM31 242V243H32ZM65 242V241H64ZM77 242V241H76ZM1 243H2V241H1ZM0 243V244H1ZM33 243H35V242H33ZM42 243V242H41ZM66 243H70V242H66ZM66 243H65V245H66ZM78 243V242H77ZM54 244V243H53ZM61 245H62V243H60ZM125 244V245H124ZM153 244V243H152ZM42 245V244H41ZM56 245V244H55ZM64 245V244H63ZM71 245V244H70ZM78 245V244H77ZM32 246V245H31ZM42 246V247H43ZM49 246V245H48ZM69 246V245H68ZM75 246V245H74ZM73 246V247H74ZM121 245H119V247H120ZM203 246V245H202ZM67 247V246H66ZM66 247H65V249H66ZM71 247V246H70ZM1 248V247H0ZM9 248V247H8ZM32 248V247H31ZM47 248V247H46ZM52 248V247H51ZM51 248H49L48 247V249H51ZM58 248V247H57ZM60 248V247H59ZM157 248H158V250H161V249H164L163 248V243H162V240H159V241H157ZM33 249V248H32ZM35 249V248H34ZM39 249H40V245H39ZM39 249H38V251H39ZM63 249V248H62ZM74 249V248H73ZM73 249H72V251H73ZM75 249H77V248H75ZM74 249V250H75ZM151 249V248H150ZM1 250V249H0ZM53 250H55V249H53ZM67 250V249H66ZM31 251V250H30ZM34 251H36V250H34ZM33 251V252H34ZM61 251V250H60ZM71 251V252H72ZM76 251V250H75ZM100 251V252H99ZM153 251H154V249H153ZM46 252V251H45ZM44 252V253H45ZM53 252V251H52ZM70 252V251H69ZM0 253H2V252H0ZM37 253V252H36ZM39 253H40V251H39ZM41 253H43L42 251H41ZM59 253V252H58ZM57 253V254H58ZM61 253H62V251H61ZM65 253V254H64ZM64 253H62L61 255H66V253L67 252H64ZM31 254V253H30ZM34 254H35V252H34ZM47 254V253H46ZM46 254H44V255H42V257H43V259L44 260H46V258H47V255ZM53 254V253H52ZM196 254V253H195ZM40 255V254H39ZM54 255V254H53ZM56 255V254H55ZM59 255V254H58ZM71 255V254H70ZM76 255V254H75ZM1 256H2V254H1ZM62 257H64V256H62ZM32 258H33V255H32ZM61 258V257H60ZM36 259H37V257H36ZM70 259V258H69ZM68 259V260H69ZM105 259V258H104ZM154 259L155 258H153V262H154ZM53 256H49V263H53ZM160 260V259H159ZM11 261V262H12ZM38 261V260H37ZM70 261V260H69ZM54 262H56V261H54ZM63 262V261H62ZM10 263V262H9ZM69 263H72V262H69ZM159 263V262H158ZM157 263V264H158ZM2 264V263H1ZM40 264H41V261H40ZM43 264H45V263H43ZM48 264V263H47ZM114 264V263H113Z\"/></svg>",
	"mask_w": 264,
	"mask_h": 264
}]
</instances>
